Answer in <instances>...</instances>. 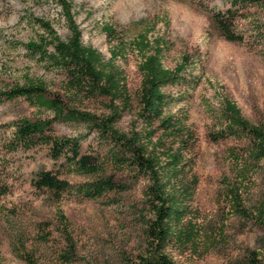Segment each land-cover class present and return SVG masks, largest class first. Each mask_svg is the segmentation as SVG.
Here are the masks:
<instances>
[{"label":"rangeland","instance_id":"rangeland-1","mask_svg":"<svg viewBox=\"0 0 264 264\" xmlns=\"http://www.w3.org/2000/svg\"><path fill=\"white\" fill-rule=\"evenodd\" d=\"M71 1L83 42L107 58L111 44L102 26L109 23L118 31L124 29L129 38L151 27V37L169 42L163 56L168 68L184 55L192 62L186 74L197 80L196 87H169L175 95L183 93L171 108L187 112L186 125L193 137L163 142L183 151L184 182L191 186L183 232L164 252L177 264H245L253 255L264 259V161L258 171L239 180L230 152L247 148V139L228 136L214 141L210 136L223 125L225 98L233 100L251 123L264 124V0L235 7L232 0ZM232 6L238 12L233 28L243 41L226 39L214 21L215 12ZM40 20L50 21L60 38L70 35L57 2L0 0V91L29 80L42 81L50 95L60 94L68 101L66 73L26 46L45 35ZM139 60L133 52L126 61L118 60L132 98L131 109L117 121L124 132L143 127L137 119ZM75 100L81 109L98 115L110 112L109 99ZM48 114L23 96L13 100L0 96V264H28V257L37 264H137L154 249L148 234L154 213L147 179L111 163L110 145L96 132L87 134L79 123L55 122L56 134H83V153L101 159L103 174L125 187L96 199L75 191L57 197L37 188L33 181L42 170H52L74 185L99 177L69 172L65 156L56 160L46 144L12 147L13 122Z\"/></svg>","mask_w":264,"mask_h":264},{"label":"trees","instance_id":"trees-1","mask_svg":"<svg viewBox=\"0 0 264 264\" xmlns=\"http://www.w3.org/2000/svg\"><path fill=\"white\" fill-rule=\"evenodd\" d=\"M53 1L61 6L70 35L62 39L50 21L40 20L45 35H41L39 40H31L26 46L35 55L66 73L68 101L60 94L50 95L42 81L29 80L0 91V96L6 100L23 96L32 105L49 112L45 117H24L13 122L10 143L13 148L46 144L56 160L65 156L69 172L99 176L93 181L74 185L52 170H42L33 181L37 188L49 190L57 197L75 191L84 197L96 199L125 186L115 182L112 175L103 174L104 162L101 159L83 153V134H56L54 123H79L87 128V134L96 132L100 139L110 145L111 163L129 167L148 181L146 193L154 213L148 222V234L154 249L151 254L142 256L137 264H177L164 249L180 238L183 232L185 198L190 194L191 186L184 182L186 168L183 151L179 147L165 146L163 142L166 138L183 142V138L193 137V132L186 125L187 112L176 113L171 108L174 101L183 99V93L175 95L169 89L179 85L196 87L197 80L186 74L192 62L189 56L184 55L174 68H168L163 63V56L169 49V42L161 36L151 37V27L129 38L124 29L118 31L109 23L102 26L111 44L110 57L107 58L97 48L83 42L82 29L72 11V1ZM262 1L232 0V5L235 7L240 2L258 4ZM233 6L226 11L215 12L214 21L226 39L243 41L244 36L233 28V21L238 16ZM130 52L140 57L138 69L142 80L137 119L143 127L124 132L118 128L117 121L126 110L131 109L132 98L125 70L118 60L126 61ZM99 98L109 99L108 114L98 115L81 109L75 100ZM222 117V127L211 132L210 136L214 141L228 136L247 139V148L241 152L237 149L230 152L238 179L243 180L258 171L260 163L264 161V124L251 123L229 98H225L222 104ZM235 198L240 205L237 192ZM238 209L246 212L241 206ZM27 261L28 264H37L30 257ZM245 264H264V259L253 255Z\"/></svg>","mask_w":264,"mask_h":264}]
</instances>
